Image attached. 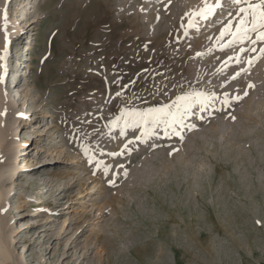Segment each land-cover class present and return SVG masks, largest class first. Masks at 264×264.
Instances as JSON below:
<instances>
[{
	"label": "rangeland",
	"instance_id": "1",
	"mask_svg": "<svg viewBox=\"0 0 264 264\" xmlns=\"http://www.w3.org/2000/svg\"><path fill=\"white\" fill-rule=\"evenodd\" d=\"M19 1L0 0V264H264V27L232 35L247 4Z\"/></svg>",
	"mask_w": 264,
	"mask_h": 264
},
{
	"label": "snow or ice",
	"instance_id": "2",
	"mask_svg": "<svg viewBox=\"0 0 264 264\" xmlns=\"http://www.w3.org/2000/svg\"><path fill=\"white\" fill-rule=\"evenodd\" d=\"M235 3L240 4V3H246L247 7H241L239 9L240 13L244 14H249V10H251L250 15H251V29L248 27V21L244 18H241L239 23L236 25V31L232 33L233 36H237L238 34L247 36L248 32L251 31H256L257 27H264V0H260L258 4H251L248 3V0H234ZM218 3V0H217ZM212 11V7L207 5L206 0H205V7L201 8L199 12H193L192 15H204L206 13H210ZM187 15V14H186ZM223 34V31H222ZM257 39L258 40H264V32H259L257 34ZM255 43V41H253ZM261 51H264L262 49ZM252 85H249L251 87ZM119 95V94H118ZM178 100L180 99H186L182 97H177ZM161 112V109H148L145 113H137V115L140 117L142 120H147L149 116L155 118L157 117ZM139 139V137L137 138ZM119 153H111L110 155H118Z\"/></svg>",
	"mask_w": 264,
	"mask_h": 264
},
{
	"label": "bare ground",
	"instance_id": "3",
	"mask_svg": "<svg viewBox=\"0 0 264 264\" xmlns=\"http://www.w3.org/2000/svg\"><path fill=\"white\" fill-rule=\"evenodd\" d=\"M21 1L22 0H20L19 1V4H18V7L20 6V4H21ZM22 22H24V24L22 25V27L21 28H23V27H27V28H29V26H30V24L28 23V20H24V21H22ZM262 66V65H261ZM260 67V66H259ZM261 68V67H260ZM264 68H261V70H263ZM264 71V70H263ZM15 77V75L13 76V78ZM4 97L7 99V100H9L10 101V95H8V94H4ZM1 106H4V107H1V108H6V105H1ZM2 117V116H1ZM3 119V118H2ZM4 120V119H3ZM1 123H3V122H1ZM0 123V124H1ZM7 132H8V123L6 124H1L0 125V142L3 140V138H4V136H6V134H7ZM20 147H21V145H20ZM19 149V148H18ZM18 153H20V154H22L23 153V150H18ZM18 153H14L13 154V156H12V158H13V162H14V159H15V161H16V159H18V157L16 156ZM20 163H21V159H19L18 161H17V164L15 165V170H13V177H14V175H15V172H16V170H18V174H20V176H19V182H18V190L23 186L22 184H21V180H22V177H23V175H24V170H25V168H22V166L20 165ZM18 200V199H17ZM17 200H14V204L13 205H11L10 207L11 208H15V209H17V208H19V202L17 201ZM173 207H174V205H173ZM171 221V220H170ZM145 228V229H144ZM142 227L141 229H143V230H149V228L147 229L146 227ZM235 229V228H234ZM17 231H20V228H19V230H17ZM148 233V232H147ZM158 235L160 236L161 235V233L159 232L158 233ZM157 236V235H156ZM129 251H130V254L131 255H134L136 258H137V261L139 262V264H147V263H145V261H144V259H143V256H142V252L141 251H139L138 249H129ZM163 261V260H162ZM165 261V260H164ZM163 261V262H164ZM107 262H110L109 261V259L107 258ZM164 264H165V262H164Z\"/></svg>",
	"mask_w": 264,
	"mask_h": 264
}]
</instances>
